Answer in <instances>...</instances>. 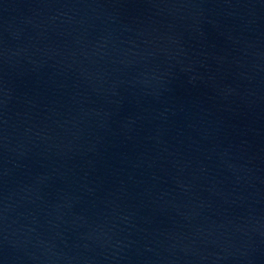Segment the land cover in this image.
Segmentation results:
<instances>
[{"label": "water", "instance_id": "95a60500", "mask_svg": "<svg viewBox=\"0 0 264 264\" xmlns=\"http://www.w3.org/2000/svg\"><path fill=\"white\" fill-rule=\"evenodd\" d=\"M0 264H264V0H0Z\"/></svg>", "mask_w": 264, "mask_h": 264}]
</instances>
